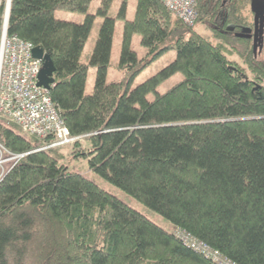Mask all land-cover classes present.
Listing matches in <instances>:
<instances>
[{
	"label": "trees",
	"instance_id": "trees-1",
	"mask_svg": "<svg viewBox=\"0 0 264 264\" xmlns=\"http://www.w3.org/2000/svg\"><path fill=\"white\" fill-rule=\"evenodd\" d=\"M91 2L10 0L7 11L0 0V38L6 31L51 58L49 97L69 134L84 138L72 145L71 158L172 231L48 150L37 151L39 141L1 119L0 146L21 158L0 178V264H212L176 231L235 264H264V66L251 41L237 37L252 26L245 14L250 0H228L222 18L221 1L196 0V22L208 26L211 40L158 0H135L134 17L123 24L117 82L106 81L114 32L106 12L113 0H101L104 18L88 65L80 58L94 16L80 24L54 17L57 10L85 14ZM133 35L146 50L143 58L130 48ZM168 51L176 54L170 64L129 89ZM89 65L95 77L88 95ZM175 74L182 80L156 93Z\"/></svg>",
	"mask_w": 264,
	"mask_h": 264
},
{
	"label": "built area",
	"instance_id": "built-area-1",
	"mask_svg": "<svg viewBox=\"0 0 264 264\" xmlns=\"http://www.w3.org/2000/svg\"><path fill=\"white\" fill-rule=\"evenodd\" d=\"M158 1L186 27H193L196 23V0ZM33 48V45L16 36H7L6 31L1 35L0 118L17 127L26 136L43 143L44 146L37 151L79 143L84 138L69 134L49 97V90L37 86L42 64L32 58ZM3 153L7 152L0 146V162ZM15 157L17 161L21 158ZM175 236L185 247L212 264H235L187 234L176 231Z\"/></svg>",
	"mask_w": 264,
	"mask_h": 264
},
{
	"label": "rangeland",
	"instance_id": "rangeland-1",
	"mask_svg": "<svg viewBox=\"0 0 264 264\" xmlns=\"http://www.w3.org/2000/svg\"><path fill=\"white\" fill-rule=\"evenodd\" d=\"M214 1L215 0H212L213 3H215ZM219 1L222 2V0H219ZM122 2L123 0H113L109 9L106 12V16L114 20V32H113V37H112L109 67L107 69V75H106L107 82H117L121 80V73L119 72L117 66H118V59H119L121 43H122L123 24L125 20L131 21L134 17V12H135V0H127L125 10H124V16L123 18H121L120 9H121ZM224 2L225 0H223L222 2L223 5H225ZM6 4H7V1H6ZM101 7H102L101 0H92L85 14L75 13V12L74 13L66 12V11H60V10H57L54 12L55 19L59 21H66V22H72V23H77V24H80L84 21L86 14L94 16L92 26L90 29V33H89V36L87 38V41L85 43V46L83 48V52L80 58V62L85 65L89 64L90 55L93 51V48H94V45H95V42L98 36V31L103 22L104 17L101 14H99V9ZM248 13L249 12H246L245 14L248 15L249 19L252 22V16L251 14L249 16ZM193 27L198 34L210 40L212 39L211 30L207 28L208 26L206 24L196 22V24H194ZM130 48L137 54L139 58L145 57L146 50L142 48V46L140 45V39L137 35L132 36ZM175 55L176 54L174 51H168L160 55L155 60L151 61L145 67V69L133 79V81L129 85V89H133L137 85L143 83L146 79L155 75L165 66L170 64L174 60ZM254 56L256 57V62H260L264 66V47L259 53H257ZM94 77H95V70L92 66L89 65L88 71H87L86 84H85V94L89 95L92 93L93 85H94ZM182 78L183 76L181 74L173 75L172 77L165 80L163 83H161L156 88V93L158 94L165 93L167 90H169L174 85H176L178 82H180ZM147 98L148 100L151 101L154 98V94H149ZM36 145L38 146L40 145V147L44 146L41 142H37ZM73 146L72 145L62 146V147H56V148H51L47 150L53 157H55L59 161L60 164L65 165L66 167L69 168V170L76 171L78 173L83 174L85 178L95 182L102 190L110 193L111 195L119 199L121 202H123L128 207L132 208L136 212L145 216L148 220L152 221L157 226H160L161 228L169 232L172 231V227L161 216L157 215L156 213H154L153 211H151L144 205L138 203L135 199L130 197L128 194L114 187L113 185L109 184L104 179L89 172L85 161L81 159L79 160L72 159L70 156V152ZM13 163L15 164L17 163V158L15 156L13 157L9 156L7 153L6 154L3 153L1 155L0 178L10 168V166H13Z\"/></svg>",
	"mask_w": 264,
	"mask_h": 264
},
{
	"label": "water",
	"instance_id": "water-1",
	"mask_svg": "<svg viewBox=\"0 0 264 264\" xmlns=\"http://www.w3.org/2000/svg\"><path fill=\"white\" fill-rule=\"evenodd\" d=\"M10 0H7V11L9 8ZM250 12L253 15V33L249 34L248 31H244L238 34L237 37L241 39L252 40L253 54L259 53L263 46L264 37V0H250ZM32 58L39 60L42 64L41 70L37 77V86L46 90L50 89L53 85V74L55 72L54 65L49 55L45 54L39 47L32 49Z\"/></svg>",
	"mask_w": 264,
	"mask_h": 264
},
{
	"label": "flooded vegetation",
	"instance_id": "flooded-vegetation-1",
	"mask_svg": "<svg viewBox=\"0 0 264 264\" xmlns=\"http://www.w3.org/2000/svg\"><path fill=\"white\" fill-rule=\"evenodd\" d=\"M217 1H219V0H215L214 2H217ZM222 2H223V0H222ZM221 2V3H222ZM227 2H228V0H225V5H223V3L221 4V11H220V13H219V18H222V16H224V12H225V7H226V5H227ZM251 13V12H250ZM251 16H252V26L251 27H249V28H247L246 30H244V31H248L247 33H249V34H252L253 33V15H252V13H251ZM220 27L222 26V24H220L219 25ZM244 31H242V32H244ZM241 32V33H242ZM240 33V34H241ZM250 41H251V43H252V40L251 39H249ZM262 47H264V37H263V46ZM257 54V53H256Z\"/></svg>",
	"mask_w": 264,
	"mask_h": 264
},
{
	"label": "bare ground",
	"instance_id": "bare-ground-1",
	"mask_svg": "<svg viewBox=\"0 0 264 264\" xmlns=\"http://www.w3.org/2000/svg\"><path fill=\"white\" fill-rule=\"evenodd\" d=\"M7 1V0H6Z\"/></svg>",
	"mask_w": 264,
	"mask_h": 264
}]
</instances>
